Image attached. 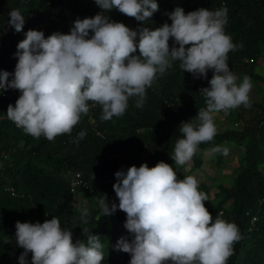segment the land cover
Masks as SVG:
<instances>
[{
	"label": "clouds",
	"instance_id": "clouds-1",
	"mask_svg": "<svg viewBox=\"0 0 264 264\" xmlns=\"http://www.w3.org/2000/svg\"><path fill=\"white\" fill-rule=\"evenodd\" d=\"M95 3L104 11L116 9L137 21H146L158 11L156 0H95ZM168 16L171 24L154 30L129 29L101 12L91 18L76 19L69 34L53 33L45 38L42 31L25 33L16 46L15 70H0V99L20 95L14 107L11 104L7 107L11 128L6 131L9 137L0 143V164L14 168L16 162L19 170L0 175L1 196L25 198V194L17 191V179L26 172L28 163L34 164L40 158L24 150V138L29 134L35 138L43 135L51 141L58 135L70 134L74 126L93 130L98 125L97 113L105 126L116 125L113 117L125 113L129 98L138 97L136 107H143L146 89L175 61L194 78H206L208 70L213 71L212 78L208 77L209 87L196 88L205 96L206 108L180 124L183 138L176 141L171 157L179 173L178 167L185 164L189 173L199 167H192L190 162L198 146L221 133H217L214 114L227 113L241 105L250 107V101L258 98L250 100V78L244 76L238 84L237 76L229 69L227 54L235 45L224 31L226 7L215 11L200 8L187 14L177 7ZM9 17V26L21 32L25 16L19 9H13ZM90 31L92 35L88 38ZM137 50L139 55H135ZM167 105L182 107L178 98L169 100ZM241 111L246 112L242 106ZM6 119L1 116L0 122ZM85 135L81 131L78 139ZM95 135L104 140L100 132ZM224 144L210 152L228 155L229 149ZM236 168L232 170L231 186ZM176 171L161 161L151 168L142 163L139 167L130 166L126 172H115L116 183L112 187L119 204L111 206L106 199L110 200L112 193L101 200L97 191L112 185V177L92 175L94 179L89 181L82 171L69 167L61 174L77 206L86 207L93 201L99 203L104 216L112 215L117 207L126 214L119 235L127 230L132 238H121L114 247L130 254L129 264H226L233 244L242 238L238 226L221 219L219 214L213 219L208 211L213 208L207 210L204 206L208 199L199 191L202 186L196 177L181 173L183 178L178 179ZM88 214L87 208L81 209L80 219L85 223ZM29 221L15 224L16 243L24 249L18 264H28L29 252L31 264H102L103 244L98 235L85 229L87 243H73L71 228L62 227L58 217L40 223L31 215Z\"/></svg>",
	"mask_w": 264,
	"mask_h": 264
},
{
	"label": "trees",
	"instance_id": "trees-1",
	"mask_svg": "<svg viewBox=\"0 0 264 264\" xmlns=\"http://www.w3.org/2000/svg\"><path fill=\"white\" fill-rule=\"evenodd\" d=\"M156 3L158 11L146 21H137L116 9L104 11L95 0H0V70H15L16 46L28 30L42 31L45 38L53 33L69 34L76 19L91 18L101 12L129 29L138 31L148 27L154 30L165 23L170 25L168 14L177 7L185 14L200 8L215 11L226 7L224 31L235 45L227 54L229 69L237 76L238 84L244 76L249 77L258 90L255 96L261 93V97L258 101L251 100L250 107L242 105L244 111L252 112L242 129H228L216 134L211 142L201 143L198 150L210 152L213 147H223L224 143H231L239 150L233 185L220 188V200L212 210H207L213 219L219 214L221 219L239 228L242 238L233 244L232 255L226 264H264V92L258 87L264 84V77L254 73L264 62V0H181L176 4H172V0H156ZM13 9H19L25 16L21 32H15L8 24ZM91 35L90 31L88 38ZM169 46H173L171 38ZM135 55H139L138 50ZM179 64L175 61L163 75H157L151 87L146 89L143 107H136L138 97L129 98L125 113L113 117L116 125L105 126L97 113L98 125L93 130L88 126L77 129L74 126L70 134L58 135L51 141L43 135L35 138L29 134L24 138V150L40 158L34 164L28 163L26 172L17 179V191L25 194L24 199L0 195V264H18L24 249L16 243L15 224L17 221L30 223L31 215L40 223L58 217L62 227L71 228L73 243L83 241L86 244L84 230L87 229L89 234L98 235L103 244L102 264H129L130 254L114 247L126 214L117 207L112 215L104 216L99 203L93 201L86 207L77 206L70 198L68 184L61 173L69 167L82 171L89 181L94 179L92 175L112 177V185L97 191L101 200L112 193V198L106 199L111 206L119 204L112 187L116 183L115 172H126L130 166L139 167L142 163L151 168L161 161L176 171L171 157L176 141L183 138L179 126L194 118L201 108H206V98L196 88L199 85L209 87L208 77L213 75V71L208 70L206 78H194L191 73L183 72ZM8 79L11 80L12 75ZM19 96L0 99V118H7L0 122V143L9 137L6 131L11 128L7 107L9 104L14 107ZM175 98L180 100L182 107L167 105ZM100 109L102 114L101 106ZM142 129L147 130L140 133ZM81 131L86 135L78 139ZM96 132L104 135V140L96 136ZM210 160L220 165L222 152H210ZM16 165L15 162L14 168H8L0 164V175L12 170L17 172L19 164ZM176 174L178 179L183 178L181 173L176 171ZM83 208L89 213L86 223L80 219ZM26 259L31 264L30 252Z\"/></svg>",
	"mask_w": 264,
	"mask_h": 264
},
{
	"label": "rangeland",
	"instance_id": "rangeland-1",
	"mask_svg": "<svg viewBox=\"0 0 264 264\" xmlns=\"http://www.w3.org/2000/svg\"><path fill=\"white\" fill-rule=\"evenodd\" d=\"M180 1L181 0H172V4L179 3ZM254 73L264 77V62L255 68ZM250 81L252 84V89L249 93L250 100L252 97H254V99L258 98L259 100L261 93L258 97L254 96L258 90L256 84L252 80ZM258 87L261 92H264V84H261V86ZM241 106L229 110L227 113L219 112L214 114V122L217 128V133L227 129L240 130L243 128V124L248 122L252 112H242ZM224 147H227L229 152L228 155H223L220 165H216L213 161H209L208 151L202 150L197 151L190 161L192 167L199 166L198 168L191 169L189 173L187 168L184 167L186 164L178 167V170L181 173H187L188 176H195L199 181V184L202 186V188H199V191L205 193L208 199V201H204V206L206 209H212L217 205L218 201L220 200L218 194L219 188L231 186L234 178L232 170L238 166V156L240 155L238 149L233 144L229 143L224 144ZM190 162H188V164ZM121 238L127 240L128 238L132 237L128 232L125 231L117 237L118 240Z\"/></svg>",
	"mask_w": 264,
	"mask_h": 264
},
{
	"label": "built area",
	"instance_id": "built-area-1",
	"mask_svg": "<svg viewBox=\"0 0 264 264\" xmlns=\"http://www.w3.org/2000/svg\"><path fill=\"white\" fill-rule=\"evenodd\" d=\"M75 183H73V185H74Z\"/></svg>",
	"mask_w": 264,
	"mask_h": 264
}]
</instances>
